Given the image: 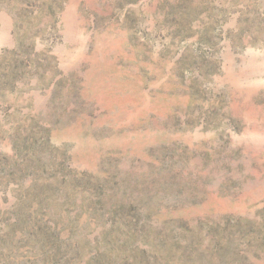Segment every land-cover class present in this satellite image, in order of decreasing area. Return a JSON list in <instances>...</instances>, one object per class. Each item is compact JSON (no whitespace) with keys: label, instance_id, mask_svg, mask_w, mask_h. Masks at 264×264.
I'll list each match as a JSON object with an SVG mask.
<instances>
[{"label":"rangeland","instance_id":"rangeland-1","mask_svg":"<svg viewBox=\"0 0 264 264\" xmlns=\"http://www.w3.org/2000/svg\"><path fill=\"white\" fill-rule=\"evenodd\" d=\"M0 264H264V0H0Z\"/></svg>","mask_w":264,"mask_h":264}]
</instances>
